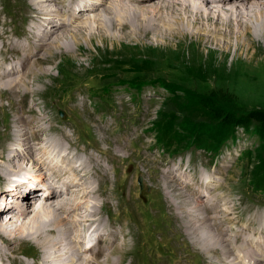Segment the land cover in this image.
I'll return each mask as SVG.
<instances>
[{"label":"rangeland","instance_id":"obj_1","mask_svg":"<svg viewBox=\"0 0 264 264\" xmlns=\"http://www.w3.org/2000/svg\"><path fill=\"white\" fill-rule=\"evenodd\" d=\"M27 1L13 0L14 5H16V11L14 12L15 15L13 14L14 17L11 18V21L7 16H5V10L1 7L2 3H0V30L2 31L7 29L6 31L9 32L10 37V28L14 29V31L17 30L15 27L16 23L20 27L24 26L25 29L26 25L29 24V22H27V14L24 13L25 8L23 7V4H26ZM148 1L150 2L154 0H143V2L140 3L144 5V3H147ZM0 2H2V0H0ZM209 3L212 4L211 1H209ZM30 4V6H32V2ZM217 5L223 6L224 4L217 3ZM104 8H108V6ZM98 14L99 13H97V15ZM102 14L103 13L100 11V16H97L99 22L102 21ZM3 22H6L5 26L3 25ZM78 24L80 25V23ZM95 27L96 26L93 23V28ZM119 29L123 31V28L120 27ZM72 30L74 31L77 29L74 28L67 31L65 30L63 32L61 31L52 38V43L50 42L49 44L51 45L56 43V45L54 44L55 46H51V49L54 50V54L51 52L52 55L50 54L48 56L47 61L37 64L36 67L34 66L31 68L32 70L39 72L38 68L39 65H41L43 68L46 67L44 68L45 73L41 74L39 78L35 80L32 79V73H30V75L25 78V83L28 88L35 90V96H33V93H31L32 95L30 94V97H35L36 101L39 102V105L36 106V110L38 109L36 111L38 112L37 114L44 115L47 118H52V120L56 121H58V119L65 120L71 125L75 124L78 127L80 125L83 128L82 131L80 128L78 131L77 128L74 127L77 132L76 139L74 136L72 137L73 140H76V145L79 150L87 148L88 152L94 153L96 156L97 150L95 149V146L97 144L105 147V149L108 151L111 150L110 157L112 158V162L109 163V165L113 168H116L119 174L122 173L125 177V181H123L121 200L116 198H113L114 200L112 199L113 214L109 215V217L108 215H105L104 219H106V221L113 220L114 227H112V229H115L114 231H116L119 235V244L123 243L126 247L124 252L128 253V258L125 257L122 264H154V261L151 263L148 261V258L150 259L154 255H156L158 258L166 260L167 263L164 264H203L200 263V261L204 262L205 258L210 260L208 264H235L236 260V264H264V260H260L259 262L257 261L258 258H263L264 256V232L262 231V228L264 230V194H254L245 187V179L249 175L248 160L246 158L240 159L237 160L232 166H229L230 161H227L226 158H224V154L221 153L222 155L220 154L214 161H212L211 156L200 150L188 152L179 158L168 157L158 149L156 134L155 132L150 131V128L155 126L156 122L160 119L161 114L165 113L164 103L168 92L166 88L171 90V94L172 92L182 93L183 91H186V95L190 99L197 97L200 98L201 96H209L211 94L220 96L222 95L225 101H227L238 113H245L255 108L264 109V47L262 48V45L261 47L255 45L256 47L251 50L252 54H255V51H261L262 53L260 55L258 54L255 58L253 67L252 65L248 67L241 63L234 65L232 68L225 69L222 65H219V62L221 61L218 59L220 58L221 54L210 53L209 47H206L201 43L199 44L198 41L185 42L179 39L157 41V37L159 38L160 34H156V31L153 32V34L146 32L143 36L138 37L137 40L136 38H129L128 36L124 37L125 34H123V36L114 34L104 36L101 33L89 34L86 37L85 35H81V37L76 36L73 38ZM78 31L80 30L78 29ZM155 35L157 37H155ZM58 38L61 40L64 39V42L67 43L70 49H66V44L62 42V44H60L61 46H57L58 43L56 41H58ZM13 39L19 40L15 36H13ZM0 44L2 45L1 41ZM210 49L214 50V48ZM6 56L8 59L11 58V53L8 52ZM246 61L250 62L251 58L246 59ZM257 65H260V67L258 68ZM100 74L107 76L106 78L111 80H113V76L117 74L120 78L127 80L137 77L143 78L145 80H149L150 78L161 79L165 82L167 87L165 86L164 88H161L157 85L154 87L152 85H146L143 88L141 94L136 98L132 91L126 89L125 85H122L121 87H118L119 85H115L114 87H118L116 88L117 90L114 89L111 94L106 96V101H103L102 99L103 106L101 104V106L98 107V105H95L94 103L99 100V97L92 96V92H88L87 90L91 86L95 88L97 81L100 80ZM71 81H74V83H72L73 85L70 88L73 89L75 87L73 90L76 91H72L70 94H67V91L66 93H63L65 95H62V97L59 96L57 92L68 90L69 88L67 89V87L70 86L69 82ZM0 88V92L7 90V92L4 94L0 93V97L4 96V98L0 100V113L3 115L2 116L0 114L1 150L10 144L11 140H9L5 135V125L9 122L10 117L13 118L14 114L11 109L12 104H10V101L5 97H9L10 95L17 98L18 96L16 94L17 92L15 93L14 90L13 92L12 90H8L4 87L2 88V86ZM23 89H25V87H22L19 90ZM54 92L56 95H54ZM49 94L52 95L51 98L57 99V101L54 102L50 107L45 106L46 103L50 104V102H43L42 100L43 97L45 98ZM71 98H74L75 100ZM90 98H92V101ZM111 100L113 101L111 102ZM77 102L78 104H76ZM60 107L63 108L60 109L63 110V116H58L56 113V110ZM9 108L11 109V112ZM182 122L183 121L180 120L177 121L178 126H181ZM203 124L205 123L203 122ZM58 125L61 127L65 126L63 128H65V131L68 134L71 135L73 133L71 129H68V125ZM210 126L211 125L208 124V127ZM196 130L197 132L201 133L203 128L199 127L194 131ZM239 134L245 139L251 140L250 142L254 144V146L250 145L249 147L251 148V151L254 152L255 156L251 168L255 169V166L259 163V153L262 150H260L259 146L260 139L258 140L256 135L253 133L255 135L253 136L251 132L242 134L239 131ZM106 138L108 140H111L112 138V140L109 141L110 143L105 140ZM2 141L4 142L2 143ZM145 143L146 145H144ZM257 143L258 145H256ZM116 154L120 155V157H116ZM180 158L185 159V166L182 170H185V168L187 170H192L190 176L193 178L194 182L200 180L199 172L202 169H208L209 172L213 174L217 173L219 180L213 182V184L215 183L213 185L215 190L214 188L210 189L212 192L211 195L213 197V202L216 203L217 206V211L213 209L214 213L210 215L215 216V214H218V217L215 216L216 220H214V228L216 229L215 231L217 233H220L225 237L228 236V241L230 242L229 250L231 251V254L228 253L227 255L226 252L224 253L219 249L210 250L209 253L203 250L199 245L202 240L206 245L209 242H214L217 244H224V242H217L220 237H217L218 235L213 233V231L210 230L209 226L207 225L206 227H203L206 229L205 232L207 235L209 233H213L214 236L209 237L212 240L209 241L208 239H197V236L195 237L194 233L197 232L196 234L199 235L198 233L202 228H197L194 230L195 232L191 230V228L186 225V221H184L180 215H177V205L172 204L169 196L165 192L166 190L164 189L163 185H157V180L158 178H161L162 171L165 168L170 167L173 163L177 162V160L179 161ZM102 163L106 164L104 160ZM245 172L247 175H245ZM113 175L114 172H112V177H114L118 182L116 185H112L110 183L109 187L112 186V189H121V177L118 179L116 176L118 177L119 175ZM152 175H154V177H152ZM220 183H222V185ZM149 186L150 192L147 190ZM180 191L183 190H179V192ZM222 191L224 192L222 193ZM195 195H197V193ZM226 198L230 199V201ZM36 201L37 198L30 203L24 202V204L27 203L29 205L27 218H30L32 215L36 214L34 213V208H37L40 204V201L35 203ZM191 202L192 201H190V204L186 207V209H182V211L186 210V212L190 213L189 215L184 213L186 216H191L194 214L190 209L191 206L196 204V202ZM121 204L124 208L120 207ZM258 207L260 208L258 209ZM126 214L128 218L126 217ZM230 216H232V218ZM7 217L8 215L4 214L2 218L7 219ZM180 221H182V223ZM207 222L208 224L212 222V218L210 217ZM7 226V230H9L12 234L17 233L14 226ZM159 230L164 232L160 234L159 232L161 231ZM21 231L24 233V229H18L19 233ZM31 233L32 232H29L28 235L34 238L32 235L33 233ZM152 234H158L160 236V240L162 241V243L159 244L157 250L149 249V236ZM124 240H127L126 243ZM234 244L235 246H232ZM22 245V247L29 246L37 251L39 250V247L32 243H25ZM146 247L149 249L148 252L144 251ZM122 254L123 253H120V251L117 250L114 254L115 259L118 260L119 256ZM233 256L235 259H233ZM225 258L227 259L225 260ZM240 258L242 259L240 260ZM233 260L235 261L233 262ZM87 262L90 263V261Z\"/></svg>","mask_w":264,"mask_h":264},{"label":"bare ground","instance_id":"obj_2","mask_svg":"<svg viewBox=\"0 0 264 264\" xmlns=\"http://www.w3.org/2000/svg\"><path fill=\"white\" fill-rule=\"evenodd\" d=\"M30 1L32 2V6H30ZM209 1H211L213 5L210 4ZM140 2H143V0H28L29 4L25 5V9L32 24L30 28L26 27L27 29L23 30L22 36L25 40L15 41L12 36L10 37L8 31H6L7 29L0 30V41L2 42V45L0 44V87L2 86V88L4 87L8 90H14L15 93L17 92L16 94L18 96L17 98L10 95L9 97H5L10 101V104H12V108H10L14 114L13 118H8L9 122L7 124L5 123V135L11 140L10 144L6 148L0 150V203L2 204L0 207V264H122L125 257L128 256V253L124 252L126 249L125 245L123 243L119 244L118 233L114 231L115 229H112V227H114L113 220L106 221V219L103 218L104 212L110 209L109 197L107 196L109 184L116 185L118 182L111 176V173L114 172V175H119L118 177L116 176L118 179H120L121 175L116 168L113 169V167L103 164L100 157L93 153L85 151L86 155L84 156L80 152L75 151V144L70 141L68 134L63 129L57 128L52 123L51 119L44 118L43 115L37 114L38 112L36 113L38 110H35L37 104L36 98L30 97L32 95L31 93L35 96V90L28 88L25 83V78L28 77L30 73H32L33 80L38 79L41 74L45 73L44 68L46 67L43 68L41 65H39L38 68L39 72L31 68L48 60V56L54 51L51 49V46L54 44L56 45V43L51 45L49 43L57 33L76 28L77 30H72L73 38L76 36L81 37V35H85L86 37L89 34L101 33L104 36L112 34L123 36V34H125L124 37L128 36L129 38H136L137 40L138 37L143 36L146 32L153 34V32L156 31V34H160L159 38L155 35L157 41L179 39L185 42L198 41L199 44H204L206 47H209L210 53L221 54L218 59L221 62H218L219 65H222L225 69L232 68L234 65L241 63L248 67H250V65L253 67L257 55L262 54L261 51H255L256 53L252 54L251 50L256 47L255 45L259 47L262 45V48L264 47V0H154L144 3V5ZM217 3H223L224 5L220 6L217 5ZM106 5L108 8H104L107 7ZM100 11L103 14L101 15L102 19L100 18L102 21L99 22L97 16L100 14ZM97 13L99 14L97 15ZM83 20L85 21L82 22ZM92 22L95 24V28H93ZM78 23H80V25ZM120 27L123 28V31L119 29ZM23 28L25 27L23 26ZM78 29L80 31H78ZM56 42L58 43L57 46H61L60 44L65 43L64 39L61 40L60 38H58ZM65 44L66 49H68L69 46L67 43ZM210 48H214V50ZM8 52H10L11 55L13 53L16 54V60L14 63H11L10 66L6 65L4 57L5 53ZM248 58H251L250 62L246 61ZM260 65H257L258 68ZM22 87H25V89L19 90ZM5 92H7V90L0 93L4 94ZM2 98H4V96H1L0 100ZM112 101L113 100H111V102ZM76 104H78V102ZM105 140L109 142L112 138L111 140L107 138ZM3 142L4 141H2V143ZM144 145H146V143ZM22 148L23 151L20 150ZM96 149L102 155L109 153L107 149L100 146H97ZM116 157L119 158L120 155L116 154ZM177 171V166L165 170L162 182L166 190L165 192L169 196L172 204L177 205V215H180L184 221H186V225L189 226L191 230L194 231L197 228H202L198 233L199 235L194 231V235L195 237L197 236V239H208L210 241L212 239L209 237L214 236L213 233H215L218 235L217 237H220L217 242H224V244L209 242L206 245L202 240L203 242L201 241L199 245L203 250L209 253L210 250L219 249L224 253L226 252L228 255V253L231 252L229 250L230 242L228 241V236L225 237L217 233L214 228L215 216L218 214L214 216L207 212L208 204L204 202V195L196 196L197 189L195 184L192 183V180L188 179L187 175L179 174ZM154 175H152V177H154ZM19 176H25L26 179L23 181L17 180L16 177ZM95 181H98L97 186L95 185ZM43 183L50 185L49 189L51 193L49 196H45L44 200L40 202L41 205L39 204L37 208H34V213L36 214L27 218V212L29 211V205L27 203L33 202L38 197L41 191L40 184ZM30 184H34L32 185L34 188H30L29 192L24 194L23 188ZM220 184L222 185V183ZM6 186L12 187L13 194H9L8 189L5 188ZM55 187H58L59 190ZM179 190L183 191L179 192ZM223 192L224 191H222V193ZM193 200L196 204L191 206L190 210H192L194 214L186 216L184 213L188 215L190 213L186 212V210L182 211V209H186L190 201L194 202ZM228 200L230 201V199ZM37 201L35 203H37ZM24 202L27 203L24 204ZM259 208L260 207H258V209ZM215 210L217 211V208ZM4 214L8 215L7 219L2 218ZM209 216L212 218V222L208 224L207 220L210 219ZM126 217L128 218L127 214ZM230 217L232 218V216ZM182 221L180 222L182 223ZM7 225L14 226L17 233L12 234L7 230ZM206 225L209 226V229L212 230L213 233L207 235L205 232L206 229L203 227H206ZM91 227L97 235L98 242L94 246L85 247V242L87 244L89 241L87 239V231ZM18 229H24V233H22V231L19 233ZM29 232L33 233L31 234L34 238L28 235ZM25 243H32L39 247L35 263H27L20 258L22 244ZM232 246H235V244ZM117 250L123 253L119 256L118 260H116L114 256ZM226 259L227 258H225V260ZM233 259H235V257ZM241 259L242 258H240V260ZM87 261H90V263ZM234 261L235 260H233V262ZM236 261L235 264L237 263Z\"/></svg>","mask_w":264,"mask_h":264},{"label":"trees","instance_id":"obj_3","mask_svg":"<svg viewBox=\"0 0 264 264\" xmlns=\"http://www.w3.org/2000/svg\"><path fill=\"white\" fill-rule=\"evenodd\" d=\"M99 77L97 85L102 87L103 93H107L115 85H130L137 90H141L145 85H159L163 88L166 86L161 79L145 80L137 77L127 80L120 78L118 74L113 76L115 80L108 79L103 74ZM72 83L74 81L69 82V85L72 86ZM166 89L169 95L164 103L165 113L161 114L155 126L151 127L156 134L157 142L171 153H179L194 146L216 154L235 134L237 126H245L258 135L260 150L262 149L259 153V163L255 169L250 168V183L256 189H264V109L255 108L238 113L222 95L211 94L190 99L186 91H183V94L177 92L171 94V90ZM179 120L183 121L182 127L177 124ZM208 124L211 126L208 127ZM199 127L203 128L201 133L194 131ZM245 155L251 167L255 158L254 152L248 151Z\"/></svg>","mask_w":264,"mask_h":264}]
</instances>
